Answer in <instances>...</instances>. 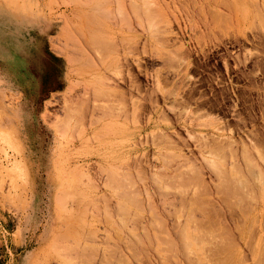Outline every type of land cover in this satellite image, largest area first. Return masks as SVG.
<instances>
[{"label": "rangeland", "instance_id": "374dc122", "mask_svg": "<svg viewBox=\"0 0 264 264\" xmlns=\"http://www.w3.org/2000/svg\"><path fill=\"white\" fill-rule=\"evenodd\" d=\"M150 1L0 0V264H264V0ZM102 33L111 42L100 50L93 42ZM113 175L141 205L128 201L132 189ZM180 227L196 233L204 251L192 240L184 245ZM54 241L63 245L55 250L75 251L61 253V262ZM85 245L94 248L91 260Z\"/></svg>", "mask_w": 264, "mask_h": 264}, {"label": "bare ground", "instance_id": "6f19581e", "mask_svg": "<svg viewBox=\"0 0 264 264\" xmlns=\"http://www.w3.org/2000/svg\"><path fill=\"white\" fill-rule=\"evenodd\" d=\"M73 1H74V0H73ZM85 1H86V0H85ZM149 1H150V0H149ZM191 1H192V0H191ZM233 1H234V0H233ZM233 1H232V2H233ZM236 1H237V0H236ZM239 1H240V0H239ZM239 1H238V2H239ZM77 2H78V1H77ZM79 2H80V0H79ZM99 2H100V1H99ZM150 2H151V1H150ZM222 2H223V0H222ZM230 2H231V1H230ZM241 2H242V1H240L239 3H240L241 6H242V5H243V4H242L243 2H242V3H241ZM104 3H107V2H104ZM133 3H135V2H133ZM223 3H225V1H224ZM258 3H259V2H258ZM92 4H95V3H92ZM251 4H252V2H251ZM137 5H138V4H137ZM146 5H147V3H146ZM244 5H245V3H244ZM96 6H97V5H96ZM96 6H95V8H96ZM133 6H134V5L132 4V7H133ZM139 6L141 7V5H139ZM143 6H144V5H143ZM143 6H142V8H143ZM231 6H234V7H235V6H237V4L235 5V3H233V5H231ZM241 6H240L239 8H241ZM100 7H101V6H100ZM137 7H138V6H137ZM137 7H136V6L133 7V11H134L135 13H136V10L139 11V9H136ZM147 7L149 8V6H147ZM219 7H220V6H219ZM234 7H233V8H234ZM142 8H141V9H142ZM144 8H145V7H144ZM148 8H146V9L148 10ZM244 8H245V7L243 6V9H244ZM131 9H132V8H131ZM253 9H254V8H253ZM255 9H256V8H255ZM98 10H100V8H99ZM102 10H103V9H102ZM149 10H150V8H149ZM235 10H236V9H235ZM240 10H242V9H240ZM258 10H259V9H258ZM106 11L109 12V10H107V9H106ZM115 11H116V10H115ZM133 11H132V12H133ZM242 11H243V14L245 15L244 10H242ZM242 11H241V15H242ZM260 11H261V10H260ZM260 11H258V12H260ZM81 12H82V11H81ZM86 12H87V11H86ZM89 12H90V13H89ZM89 12H88V13H89L88 15H90L91 18H92L93 16H95L94 14H92L91 11H89ZM150 12H151V14H152V16H153L152 11H149V13H147L148 16H151V15H150ZM94 13H95V12H94ZM111 13H112V11H111ZM111 13H109V14H111ZM114 13H115V12H113L112 14L114 15ZM138 13H140V12H137L135 15H138ZM91 14H92V16H91ZM96 14L98 15L99 13H96ZM112 14H111V15H112ZM147 14H146V15H147ZM226 14H228V13H226ZM88 15H87V17H88ZM97 15H96V16H97ZM113 15H112V16H113ZM133 15H134V14H133ZM256 15H258V14H256ZM252 16H255V14H253ZM90 17H89V18H90ZM214 17H215V16H214ZM217 17H218V16H217ZM223 17H224V16H223ZM231 17H232V16H230V18H231ZM255 17H256V16H255ZM255 17H254V18H255ZM91 18H90V19H91ZM101 18H102V17H101ZM233 18H234V17H233ZM256 18H257V17H256ZM90 19H89V20H90ZM92 19H94V18H92ZM97 19H98V20H97ZM75 20H76V19H75ZM95 20H97V24H96L95 26H97V28H98V27H99L98 24H99L101 21H99V18H97V17H96ZM252 20H253V19H252ZM85 21H86V19H85ZM90 21L93 22V20H90ZM151 21H152V20H150V22H151ZM222 21H223V20H222ZM242 21H243V20H242ZM94 22H95V21H94ZM98 22H99V23H98ZM103 22H104V21H103ZM150 22H149V23H150ZM95 23H96V22H95ZM151 23H152V22H151ZM250 23H251V22H250ZM262 23H263V22H262ZM81 24H82V23H81ZM91 24H93V23H91ZM101 24H102V22H101ZM87 25H88V24H87ZM103 25H104V24H103ZM103 25H100V27H99L98 29L100 30L101 26H102V28H103ZM90 26H91V25H90ZM92 26H93V25H92ZM92 26H91V29H92ZM248 26H250V25L248 24ZM252 26H253V25H252ZM68 28H69V27H68ZM89 28H90V27H89ZM94 28H95V27H94ZM102 28H101V30H102ZM95 29H96V28H95ZM69 30H70V29H69ZM87 30H88V29H87ZM92 30H93V29H92ZM101 30H100V31H101ZM95 31H97V29H96ZM70 32H71V31H70ZM70 32H69V33H70ZM88 32H89V31H88ZM90 32H91V31H90ZM90 32H89V33H90ZM72 33H73V32H71L70 34H72ZM86 33H87V32H86ZM86 33H85V34H86ZM94 33H95V32H94ZM96 33L99 35V31L96 32ZM75 34H76V33H75ZM75 34H74V35H75ZM90 34H91V33H90ZM90 34H89V36H90ZM66 35H69V34H66ZM93 35H94V34H93ZM72 36H73V35H72ZM101 36H102V37H99V38H98V37L96 38V37L94 36V38H95L94 41H95V42H93V43H94V44L97 43L98 46H99V44H100L101 46H103V47L105 48L107 42H111V40H109V38H108L109 41H106V39L103 38V36H104L103 33H102ZM106 36H107V35H106ZM67 37L69 38L70 36H67ZM86 37H88V36H86ZM104 37H105V36H104ZM108 37H109V36H108ZM88 38H89V37H88ZM88 38H87V39H88ZM70 39H72V38H70ZM89 39H90V38H89ZM110 39H111V38H110ZM67 40H68V39H67ZM114 40H115V39H114ZM77 41H78V40H77ZM87 41H88V40H87ZM91 41H93V40H91ZM78 42H79V41H78ZM91 43H92V42H90V44H91ZM93 43H92V44H93ZM113 43L115 44V42H113ZM88 44H89V41H88ZM92 44H91V46H92ZM108 44H109V43H108ZM81 45H82V44H81ZM82 46H83V45H82ZM87 46H88V45H87ZM94 46H95V45H94ZM96 46H97V45H96ZM79 47H80V46H79ZM99 47H100V46H99ZM99 47H97V48H98V49L101 48L100 50H103V47H100V48H99ZM76 48H77V47H76ZM81 49H82V48H81ZM84 49H85V48H84ZM82 50H83V49H82ZM96 51H97V50H96ZM96 51H95V52H96ZM132 51H133V50H132ZM99 52H100V51H99ZM99 52H98V53H99ZM101 52H105V51H101ZM106 52H107V51H106ZM96 54H97V53H96ZM102 54H103V53H102ZM78 55H79V54H78ZM100 55H101V53H99L98 56H100ZM105 55H106V53H104V58H105ZM107 55H108V53H107ZM109 55H110V54H109ZM102 57H103V56H102ZM106 57H108V56H106ZM83 58H84V57H83ZM99 58H100V57H99ZM87 59H88V58H87ZM105 59H106V58H105ZM102 60H103V59H102ZM108 61H109V60H108ZM80 63H81V62H80ZM85 63L88 64V62H86V61H85ZM91 63L93 64V61H92ZM83 64H84V62H83ZM89 64H90V63H89ZM89 64H88V65H89ZM92 64H91V65H92ZM94 64H95V62H94ZM94 64H93V65H94ZM111 64H112V63H111ZM95 65H96V64H95ZM75 66H76V65H75ZM110 66H112V65H110ZM80 67H81V66H80ZM87 67H88V66H87ZM90 67H91V66H90ZM75 68H76V67H75ZM84 68H85V66H84ZM76 70H77V69H76ZM85 70H86V69H85ZM96 71H97V70H96ZM85 72H86V71H85ZM90 72H91V71H90ZM78 73H79V72H78ZM83 75H84V74H83ZM121 76H122V75H121ZM107 81H108V80H107ZM104 82H105V81H104ZM105 83H106V82H105ZM135 83H136V82H135ZM102 84H103V83H102ZM102 86H103V85H102ZM67 88H68V87H67ZM102 91L105 92L104 89H103ZM135 91H136V90H135ZM86 92H87V90H86ZM110 92H111V91H110ZM129 92H130V91H129ZM107 93H109V92H106V94H107ZM130 93H131V92H130ZM109 94H110V93H109ZM109 94H108V95H109ZM123 94H124V93H123ZM123 94H122V95H123ZM76 95H77V94H76ZM84 95H85V93H84ZM95 95H96V94H95ZM97 95H98V97H99L101 94H100V93H99V94L97 93ZM114 95L117 97L119 94L116 93V94H114ZM131 95H132V93H131ZM119 96H121V94H120ZM119 96H118V97H119ZM87 97H88V96H87ZM101 97H102V95H101ZM110 97H111V96H110ZM77 98H78V96H77ZM102 98H103V97H102ZM121 99H122V98H120V99L118 98V99H117V101H119L118 103H120V102H121V103L124 102V101H121ZM95 100H96V99H95ZM72 101H73V100H72ZM80 101H81V100H80ZM97 102H98V101H97ZM109 102H110V100H109ZM83 103H84V102H83ZM83 103H82V104H83ZM86 103H87V102H86ZM79 104H81V103H79ZM82 104H81V105H82ZM109 104H112V103H109ZM122 104H123V103H122ZM75 105H76V104H75ZM83 105H84V104H83ZM119 105H120V104H119ZM68 106H69V105H68ZM133 106H134V104H133ZM70 107H71V105H70ZM120 107H121V106H120ZM131 107H132V106H131ZM134 107H135V106H134ZM73 108H74V107H73ZM82 108H83V107H82ZM102 108H103V107H102ZM108 108H112V107H108ZM69 109H70V108H69ZM79 109H80V108H79ZM104 109H105V108H104ZM120 109H122V108H120ZM75 110H76V109H75ZM84 110H85V109H84ZM111 110H112V109H111ZM124 110H125V109H124ZM73 111H74V110H73ZM80 111H82V113L85 112V111H83V110H80ZM80 111H78V112H80ZM107 111H108V110H107ZM107 111H106V112H107ZM109 111H110V110H109ZM114 111H115V110H114ZM69 112H71V111H69ZM75 112H76V111H75ZM122 112H123V111H122ZM82 113H81V114H82ZM110 113H111V112H110ZM123 114H124V112H123ZM135 114H136V113H135ZM76 115H77V114H76ZM94 115H95V114H94ZM111 115H112V114H111ZM69 117H70V115H69ZM81 117H82V116H81ZM112 117H113V116H112ZM72 118H73V117H72ZM77 119H78V118H77ZM74 120H75V118H74ZM82 121H83V120H82ZM64 123H65V122H64ZM77 123H78V122H77ZM66 126H67V125H66ZM64 130H65V129H64ZM65 131H66V130H65ZM162 139H163V137H162ZM159 140H160V138H159ZM215 140H216V139H215ZM226 140H227V139H226ZM173 141H174V140H173ZM222 141H223V140H222ZM232 142H233V141H232ZM230 143H231V142H230ZM252 143L254 144V142H252ZM217 144H218V141H217ZM219 144H220V143H219ZM221 145H222V148H223V144H222V143H221ZM226 145H227V144H225V148L227 147ZM228 146H229V144H228ZM250 147H253V148H254V147H255V144H254V146H250ZM256 147H257V146H256ZM199 148H200V147H199ZM206 148H207V146H206ZM222 148H221V150H224V149H222ZM229 148H230V147H229ZM229 148H227V150H228ZM257 148H258V147H257ZM216 150L219 151V152L221 151V150H218V149H216ZM227 150H226V151H227ZM229 150H231V149H229ZM248 151H249V150H248ZM259 151H260V150H259ZM165 152H166V151H165ZM214 152H215V151H214ZM224 152H225V151H224ZM249 152H250V151H249ZM166 153H167V152H166ZM206 153H208V152H206ZM221 153H222V151H221ZM221 153H220V154H217L218 156L216 155V157H218V159L222 158V156L224 155V153H222V154H221ZM246 153H247V152H246ZM255 153H256V150H255ZM259 153H260V152H259ZM210 154H211V153H210ZM210 154H209V155H210ZM214 154H216V152H215ZM214 154H213V156H214ZM247 154H249V153H247ZM174 155H175V154H174ZM211 155H212V154H211ZM219 156H220V158H219ZM224 156H225V155H224ZM245 156H246V155H245ZM200 157H201V155H200ZM248 157L250 158V156H248ZM248 157H246V158H248ZM170 158H171V157H170ZM194 158H195V157H194ZM197 159H198V158H197ZM208 159H209V158H208ZM208 159H207V160L205 159V161H208V162H209ZM213 159H215V157H214ZM213 159H211L210 162L208 163L209 165H212V166H210V167H215V166H216V160H213ZM130 160H131V159H130ZM186 160H187V159H186ZM242 160H243V159H242ZM220 161H221V160H220ZM247 161H248V159H247ZM121 162H123L122 159H121ZM129 162H130V161H129ZM221 162H222V161H221ZM226 162H227V161H226ZM248 162H249V161H248ZM131 163H132V162H131ZM169 163H171V162H169ZM192 163H193V165H195L194 162H192ZM124 164H125V163H124ZM129 164H130V163H129ZM221 164H222V163H221ZM255 164H256V163H255ZM113 165H116V164H113ZM168 165H169V164H168ZM186 165H187V164H186ZM206 165H207V163H206ZM258 165H259V164H258ZM258 165H257V166H258ZM133 166H134V164H133ZM247 166L250 167V165H247ZM247 166H246V167H247ZM63 167H64V166H63ZM190 167H191V169H193L192 166H189V168H190ZM210 167H209V168H210ZM232 167H233V166H232ZM238 167H239V166H238ZM114 168H117V167L114 166ZM187 168H188V167H186V168H184V169H187ZM207 168H208V166H207ZM216 168H218V166L215 167V169H216ZM239 168H240V167H239ZM250 168H251V167H250ZM259 168H260V167H259ZM117 169H119V168H117ZM179 169H180V168H179ZM223 169H224V167H223L221 170H222L223 172H225V169H224V170H223ZM233 169H234V167H233ZM241 169H242V168H241ZM66 170H67V169H66ZM105 170H106V169H105ZM120 170H121V168H120ZM182 170H183V169H182ZM189 170H190V169H189ZM194 170H195V172H197L196 170H198V169L195 167ZM194 170H193V172H192L193 174L191 173L192 175H195V174H194ZM199 170H200V169H199ZM219 170H220V169H219ZM219 170H218V171H219ZM234 170H236V169H234ZM237 170H240V169H237ZM68 171H69V170H68ZM70 171H71V170H70ZM118 171H119V170H118ZM184 171H185V170H184ZM191 171H192V170H191ZM241 171H242V170H241ZM246 171H247V170H246ZM248 171H249V169H248ZM248 171H247V172H248ZM253 171H254V170H253ZM79 172H80V171H79ZM79 172H77V173H79ZM179 172H182V171H179ZM188 172H190V171H188ZM213 172H216V173H217L216 170H213ZM226 172H227V171H226ZM238 172H239V171H238ZM243 172H244V171H243ZM247 172H246V173H247ZM57 173H58V172H57ZM82 173H83V172H82ZM109 173H110V172H109ZM219 173H220V172H219ZM219 173H218V174H219ZM60 174H61V173H60ZM64 174H65V173H64ZM69 174H70V173H68V175H69ZM196 174H199V172L196 173ZM230 174H231V173H230ZM235 174H236V173H235ZM238 174H240V176H241V173H240V172H239ZM243 174H244V173H243ZM248 174H249V173H248ZM70 175H71V174H70ZM76 175H77V174H76ZM64 176H65V175H64ZM86 176H87V175H86ZM109 176H110V175H109ZM129 176H130V175H129ZM133 176H134V175H133ZM162 176H163V175H162ZM196 176H197V175H196ZM234 176H235V175H234ZM236 176H237V175H236ZM236 176H235V178H236ZM242 176H243V175H242ZM120 177H121V176H120ZM120 177H117V179H116L115 176L113 175V178H114L113 180H116V181H117L122 187H123V186H124V187L127 186V184L124 183L123 178L121 177V178H122V179H121ZM192 177H193V176H192ZM198 177H199V176H198ZM231 177H232V176H231ZM58 178H59V177H58ZM63 178H65V177H63ZM77 178H78V177H77ZM77 178L74 177L75 181H77ZM130 178H132V177H130ZM193 178H194V177H193ZM233 178H234V177H233ZM233 178H232L231 180H233ZM239 178H240V177H239ZM66 179H67V178H66ZM80 179H81V178H80ZM197 179H198V178H195V180H197ZM226 179H227V178H226ZM237 179H238V178H237ZM55 180H56V179H55ZM108 180H109V179H108ZM127 180H128V179H127ZM167 180L169 181V179H167ZM171 180H172V179H171ZM199 180H201V178H200ZM219 180H220L219 182H223V183H224L223 180H221V179H219ZM229 180H230V178H229ZM62 181H63V180H61V183H62ZM116 181H115V182H116ZM168 181H167L166 185H168V184L170 183V182H168ZM202 181H203V180H202ZM238 181H239V180H238ZM67 182H68V181H67ZM77 182H78V181H77ZM126 182H127V181H126ZM235 182H237V181L235 180ZM113 183H114V182H113ZM127 183H128V182H127ZM131 183H133V182H131ZM158 183H160V182H158ZM195 183H196V182H195ZM202 183H203V182H202ZM231 183H233V182H231ZM237 183H238V182H237ZM72 184H73V183H72ZM116 184H117V183H116ZM235 184H236V183H235ZM240 184H241V183H240ZM57 185H58V184H57ZM106 185H107V184H106ZM109 185H111V184H109ZM114 185H115V184H114ZM114 185H113V186H114ZM117 185H118V184H117ZM117 185H115L113 188H115ZM131 185H132V184H131ZM219 185H222V183H220ZM223 185H224V184H223ZM228 185H230V184H227V185H226V188H228ZM233 185H234V184H233ZM248 185H249V184H248ZM58 186H59V185H58ZM65 186H66V185H65ZM72 186H73V185H72ZM74 186H76V185H74ZM173 186H174V185H173ZM173 186H170V188L172 189ZM202 186H204V185H201V188H203ZM224 186H225V185H224ZM257 186H258V185H257ZM77 187H78V186H76L75 188H77ZM124 187H123V188H124ZM127 187H129V185H128ZM127 187H126V188H127ZM131 187H132V186H131ZM134 187H135V186H134ZM146 187H147V186H146ZM161 187H162V186H161ZM168 187H169V186H168ZM187 187L189 188V186H187ZM217 187H219V186H217ZM235 187H236V186H235ZM235 187H232V188H235ZM71 188H73V187H71ZM126 188H124V189H126ZM129 188H130V187H129ZM132 188H133V187H132ZM132 188H130V189H132ZM135 188H136V187H135ZM166 188H167V187H166ZM170 188L168 189V191H169V190L171 191ZM173 188H174V187H173ZM176 188H177V187H175V189H176ZM204 188H206V185L204 186ZM220 188H223V187H220ZM220 188H219V190H220ZM248 188H249V187H248ZM248 188H247V189H248ZM115 189H116V188H115ZM117 189H118V188H117ZM124 189H123V191H124ZM130 189H129V190H130ZM156 189H157V188H156ZM162 189H164V188H162ZM175 189H173V190H174V191L179 190V188H177L176 190H175ZM181 189H182V190H180V193L182 194L181 191H183V188H181ZM189 189H191V188H189ZM243 189H244V187H243ZM118 190H119V189H118ZM121 190H122V189H121ZM129 190H127V192H128ZM132 190H133V189H132ZM132 190H130V193L128 194L129 197L126 196V197H128V199H129L128 201L132 202L133 204H136V203L138 202L139 205H141L143 201H141V199H137V198H138V196H137L138 193L135 194V191H134V190L132 191ZM158 190H159V188H158ZM173 190H172V191H173ZM204 190H205V189H204ZM217 190H218V189H217ZM225 190H226V189H225ZM225 190H223V192H224ZM229 190H231V189H229ZM70 191H71V189H70ZM70 191L67 190V193L69 192V194H70ZM119 191H120V190H119ZM164 191H165V190H164ZM185 191H186V190H185ZM187 191H188V190H187ZM187 191H186V192H187ZM238 191H239V190H238ZM242 191H243V193L245 192L244 190H240L239 192H242ZM62 192H63V191H62ZM65 192H66V190H65ZM71 192H73V193H71L70 195H73V196H74V191L72 190ZM82 192H83V191H82ZM82 192H80V193H82ZM124 192L126 193V191H124ZM124 192H123V193H124ZM166 192H167V189H166L165 193H166ZM189 192H190V191H189ZM198 192H199V190H198ZM198 192H197V193H198ZM223 192L221 191V193H223ZM233 192H235L234 189H233ZM233 192H232V193H233ZM247 192H249V191H247ZM157 193H158V192H157ZM167 193H169V192H167ZM175 193H176V192H175ZM175 193H174V195H175ZM177 193H178V191H177ZM206 193H207V191L205 190V194H206ZM221 193H220V194H221ZM249 193H250V192H249ZM78 194H79V192H78ZM118 194H119V193H118ZM148 194H149V193H148ZM162 194H163V193H162ZM183 194H184V193H183ZM187 194H188V193H187ZM229 194H230V193H229ZM235 194H236V193H235ZM246 194H248V193H246ZM154 195H155V194H154ZM158 195H159V194H158ZM158 195H157V196H158ZM167 195H168V194H167ZM169 195H170V194H169ZM179 195H180V194H179ZM190 195H191V194H189V196H190ZM196 195H197V194H196ZM198 195H199V194H198ZM218 195H219V194H218ZM223 195H225V194H223ZM223 195H222V196H223ZM230 195H231V196H234V194H233V195L230 194ZM242 195H243V194H242ZM252 195H253V194H252ZM120 196H121V195H119V197H120ZM164 196H165V195H164ZM182 196L185 197V196H186V193H185V196H184V195H182ZM192 196H193V194H192ZM192 196H190V197H192ZM227 196H228V194H227ZM235 196H236V195H235ZM238 196H239V195H238ZM243 196H244V195H243ZM247 196H248V195H247ZM67 197H68V196H67ZM67 197H65V198H67ZM70 197H72V196H70ZM78 197H79V196H78ZM78 197L76 196V197H75V198H76L75 200H77ZM122 197H123V196H122ZM158 197H161V196H158ZM162 197H163V195H162ZM168 197H169V196H168ZM171 197H172V196H171ZM171 197H169V199H171ZM173 197H174V196H173ZM194 197H195V196H194ZM229 197H230V196H229ZM248 197H249V198L252 197V196H251V193H250V196H248ZM72 198H74V197H72ZM123 198H124V197H123ZM123 198H122V199H123ZM149 198H151V196H149ZM165 198H166V197H165ZM179 198H181V197H179ZM201 198H203V197H201ZM201 198H200V199H201ZM241 198H242V196L240 197V200H239V201L242 200ZM253 198H255V197H253ZM62 199H63V198H62ZM125 199H126V198H125ZM166 199H167V198H166ZM166 199H165V200H166ZM184 199H186V198H184ZM230 199H231V198H230ZM230 199H229V200H230ZM232 199H233V198H232ZM63 200H64V199H63ZM72 200H73V199H72ZM138 200H139V201H138ZM151 200H152V199H151ZM191 200H192V199H191ZM193 200H195V198H193ZM205 200H206V198H205ZM229 200H228V201H229ZM236 200H237V199H236ZM243 200H244V199H243ZM243 200H242L241 203L244 202ZM252 200H253V199H252ZM119 201H120V200H119ZM126 201H127V200H126ZM153 201H154V200H153ZM159 201H161V200H159ZM180 201H181V200H180ZM188 201H189V203H191V201L189 200V198H188ZM239 201H238V203H239ZM82 202H84V201L82 200ZM135 202H136V203H135ZM162 202L164 203L165 201H162ZM166 202H167V201H166ZM202 202L205 203V201H202ZM207 202H208V201H207ZM207 202H206V203H207ZM230 202H231V201H230ZM247 202H248V200H247ZM247 202L245 203V205L247 204ZM152 203H154V202H152ZM182 203H184V202H181V204H182ZM204 203H202V204H204ZM227 203H228V202H227ZM232 203H233V202H231L230 204H232ZM234 203H235V201H234ZM241 203H240V204H241ZM63 204H64V201H63ZM120 204H121V203H120ZM127 204H128V203H126V205H127ZM154 204H155V203H154ZM154 204H153V205H154ZM164 204H165V203H164ZM168 204H169V203H168ZM168 204H166V205H168ZM170 204H171V203H170ZM172 204H173V203H172ZM202 204H200V205H202ZM71 205H72V204H71ZM75 205H76V204H75ZM115 205H116V204H115ZM126 205H125V204H122V205L120 206V205L118 204V206H119L120 208L117 207V210L120 209V211H123V212H125V211H126V212H129L130 209H129V211H127V210H128V207H127ZM156 205H157V204H156ZM195 205H196V204H194V206H195ZM204 205H205V204H204ZM207 205H208V203H207ZM233 205H234V206H237L238 204H233ZM233 205H231V206L233 207ZM57 206H58V205H57ZM97 206H98V205H97ZM168 206H169V205H168ZM170 206H173V205H170ZM184 206H185V205H183V207L181 206L183 210H184ZM188 206H190V205H188ZM99 207H100V206H99ZM143 207H144V206H143ZM150 207H152L151 203H150ZM150 207H149L148 209H150ZM173 207H174V209L177 208V209H175V211H176V210L178 211V208H179V207H175V206H173ZM201 207H202V206H201ZM203 207H204V206H203ZM208 207H209V206H208ZM69 208H70V207H69ZM130 208H131V207H130ZM139 208H140V206H139ZM153 208H154V206H153ZM153 208H151V210H152ZM157 208H158V207H157ZM186 208L188 209L187 206H186ZM191 208H193V207H191ZM191 208H190V211H191L190 214L195 215V214H193V210H191ZM241 208H242V206H241ZM243 208H244V207H243ZM62 209H63V208H61L60 211H62ZM65 209H66V208H65ZM112 209H113V208H112ZM201 209H202V208H201ZM230 209H231V208H230ZM232 209H233V208H232ZM135 210H136V209H135ZM135 210H134L133 212H135ZM138 210H139V209H138ZM154 210H156V209H153V211H154ZM160 210H161V208H160ZM169 210H170V209H169ZM180 210H181V209H180ZM199 210H200V209H199ZM204 210H205V208H204ZM206 210H208V208H207ZM206 210H205V211H206ZM213 210H215V209L213 208ZM74 211H76V210H74ZM79 211H80V209H79ZM148 211H149V210H148ZM175 211H174V212H175ZM195 211H196V210H195ZM205 211H204V212H205ZM62 212H63V211H62ZM115 212H116V211H115ZM136 212H137V210H136ZM157 212H158V211H157ZM157 212H156V213H157ZM164 212H165V211H164ZM168 212H170V211H168ZM181 212H184V211L181 210ZM188 212H189V209H188ZM63 213H64V212H63ZM63 213H62V214H63ZM73 213H74V212H73ZM130 213H131V212H130ZM152 213H153V212H152ZM201 213H202V212H201ZM208 213H209V212H208ZM134 214H135V213H134ZM154 214H155V211H154ZM159 214H160V213H159ZM159 214H158V215H159ZM168 214H169V213H168ZM170 214H172V213H170ZM170 214H169V215H170ZM174 214H175V213H174ZM182 214H183V213H182ZM186 214H187V213L184 214V215H185L184 217H186ZM190 214H189V216L186 217V218L190 219V218H191V217H190V216H191ZM203 214H204V213H203ZM63 215H64V214H63ZM79 215L81 216L80 213H79ZM136 215H137V216L139 215L138 212L136 213ZM151 215H152V214H151ZM156 215H157V214H155V216H156ZM175 215H176V214H175ZM204 215H205V214H204ZM58 216H59V215H58ZM60 216H62V215L60 214ZM71 216H72V215H71ZM132 216H134V215H132ZM132 216H131V217H132ZM142 216H143V215H142ZM142 216H141V217H142ZM155 216L153 217V219L155 218ZM170 216H171V215H170ZM181 216H182V215H181ZM197 216H198V215H197ZM201 216H202V215H201ZM201 216H200V217H201ZM68 217H69V216H68ZM112 217H113V216H112ZM138 217H139V216H138ZM141 217H140V218H141ZM156 217H157V216H156ZM162 217H163V216H162ZM189 217H190V218H189ZM75 218L77 219V217H75ZM83 218H84V217H83ZM206 218H207V217H206ZM156 219H157V218H156ZM159 219H160V218H159ZM161 219H162V218H161ZM178 219L180 220V217H178ZM196 219H197V217L194 216V219H193V217H192L191 222H190V220L188 221L187 219H186V221L184 220V221H185L184 224H187V222H188V223L190 222V223H192V224H195L196 227H198L197 230H196V228H195L194 226H193L194 228H193V227H190V228L193 229V230H189V231H190V234L192 233V231H195V230H196L197 233L200 232V231H199V224L192 222V221H196ZM198 219H199V218H198ZM198 219H197V221H198ZM200 219H201V218H200ZM203 219H204V218H203ZM71 220H72V219H71ZM74 220H75V219H74ZM74 220L72 221V223L70 224V226L73 224ZM122 220H124V219H122ZM151 220H152V219H151ZM157 220H158V219H157ZM157 220H156V221H157ZM163 220H164V218H163ZM68 221H69V220H68ZM75 221H76V220H75ZM81 221H82V220H81ZM124 221H125V220H124ZM152 221H153V220H152ZM158 221H159V220H158ZM199 221H201V220H199ZM76 222H77V224L79 223L78 220H77ZM114 222H115V221H114ZM133 222H134V220H133ZM138 222H139V221H138ZM138 222H137V223H138ZM159 222H160V221H159ZM164 222H166V221H164ZM201 222H202V221H201ZM201 222H199V223L201 224ZM204 222H205V221H204ZM68 223H70V221H69ZM80 223H81V222H80ZM87 223H88V222H87ZM153 223H155V222H153ZM160 223H161V222H160ZM160 223L158 224L159 228H160ZM162 223H163V222H162ZM179 223H180V222H179ZM82 224H83V223H82ZM117 224H118V223H117ZM117 224H115V225H117ZM124 224H125V223H124ZM124 224L122 223V225H124ZM126 224H127V223H126ZM151 224H152V223H151ZM217 224L219 225L220 222L217 223ZM63 225H64V224H63ZM68 225H69V224H68ZM73 225L75 226V224H73ZM73 225H72V226H73ZM163 225H164V223H163ZM179 225H180V224H178L177 226H179ZM190 225H191V224H189L188 226H190ZM218 225H216V227H217ZM77 226H78V225H77ZM130 226H131V225H130ZM201 226H202V224L200 225V227H201ZM209 226H210V225H209ZM209 226H208V227H209ZM68 227H69V226H68ZM124 227H125V226H124ZM211 227H212V226H211ZM211 227H210V228H211ZM214 227H215V226H214ZM71 228H72V227H71ZM71 228H70V229H71ZM78 228L81 229V227H79V226H78ZM120 228H121V226H120ZM143 228H144V227H143ZM147 228H148V227H147ZM184 228H185V226H184ZM184 228H181V227H180V228H179L180 231H178V232H179V235H180V236H181V235L183 236L182 239L185 240V241H184V245H185V242L187 243L186 245L193 244L192 241L196 243V241H197V239H196V235H195L196 233L194 234V235H195V239H194V235L192 234L193 237H190L191 235L189 234L188 230H186V229H184ZM188 228H189V227H188ZM190 228H189V229H190ZM210 228H209V229H210ZM151 229H152V228H151ZM153 229H154V228H153ZM175 229L177 230V228H175ZM242 229H243V228H242ZM76 230H77V229H75L74 232H76ZM92 230H93V229H92ZM122 230H123V228H122ZM146 230H147V229H146ZM146 230H145V231H146ZM148 230H149V228H148ZM148 230H147V231H148ZM200 230H201V229H200ZM203 230H204V229H203ZM215 230H216V229H214L213 231L215 232ZM71 231H72V230H71ZM77 231H78V230H77ZM154 231H155V230H154ZM158 231H159V230H158ZM162 231H163V228H162ZM172 231H173V230H172ZM201 231H202V230H201ZM204 231H206V234H207V233L210 232V231L212 232V228H211V230H209V231H207V230H204ZM218 231H219V230H218ZM79 232H81V231H79ZM164 232H167L168 235H171L170 230H169V227H168V224L165 225ZM173 232H174V231H173ZM214 232H212V233H214ZM216 232H217V231H216ZM224 232H225V231H224ZM120 233H121V232H120ZM142 233H143V232H142ZM144 233H145V232H144ZM149 233H150V232H149ZM154 233H155V234H154ZM154 233H153V235H156L157 231L154 232ZM162 233H163V232H162ZM200 233H202V232H200ZM220 233H221V232H220ZM227 233H228V232H227ZM76 234H77V232H76ZM116 234H117V233H116ZM136 234H137V233H136ZM157 234H159V237L161 236V235H160L161 233H157ZM165 234H166V233H165ZM203 234H204L205 236H207L209 233L206 235L205 232H203ZM222 234H223V233H222ZM80 235H81V234H80ZM83 235H84V234H83ZM119 235H120V234H119ZM144 235H148V234L145 233ZM204 235H202V236H204ZM210 235L213 236V234H210ZM217 235H218V234H217ZM217 235H216V236H217ZM223 235H225V234H223ZM75 236H77V238H78L79 235L77 234V235H75ZM75 236H73V237H75ZM136 236H137V235H136ZM163 236H164V234H163ZM165 236H167V235H165ZM202 236H201V238H202ZM205 236H204V238H205ZM208 236H209V235H208ZM208 236L206 237V239L208 238ZM226 236H227V235H225V237H224L225 240H226V238H227ZM229 236H231V235L229 234ZM79 237H80V236H79ZM142 237H143V236H142ZM144 237H145V236H144ZM144 237H143V238H144ZM147 237H148V236H147ZM154 237H155V236H154ZM188 237H190V241L188 240L190 243H188V241L186 240V239H188ZM198 237L200 238V234H198ZM214 237H215V235H214L213 237H211V238H214ZM218 237H222V235L219 234ZM81 238H82V237H81ZM112 238H113V237H112ZM130 238H131V237H130ZM133 238L136 239V237H133ZM137 238H138V237H137ZM145 238H146V237H145ZM150 238H151V237H150ZM156 238H157V236H156ZM172 238H173V237H172ZM179 238H180V237H179ZM191 238H193L195 241H194L193 239H191ZM201 238H200V239H201ZM209 238H210V237H209ZM82 239H83V238H82ZM147 239H148V238H147ZM147 239H146V240H147ZM158 239H159V238H157V240H158ZM170 239H171V238H170ZM217 239H218V238H217ZM219 239L221 240V238H219ZM227 239H228V238H227ZM61 240H62V239H61ZM61 240H60V241H61ZM63 240H64V239H63ZM75 240H76V239H75ZM132 240H133V239H132ZM149 240H150V239H149ZM149 240H148V241H149ZM157 240H156V241H157ZM160 240H161V239H160ZM175 240H176V239H175ZM175 240H174V241H175ZM183 240H182V241H183ZM191 240H192V241H191ZM215 240H216V238H215ZM228 240H229V239H228ZM228 240H227V242H228ZM57 241H59V240H57ZM65 241H67V238H66ZM68 241H69V240H68ZM138 241H140V240H138ZM141 241H143V240H141ZM141 241H140V242H141ZM150 241H151V240H150ZM164 241H165V240H164ZM166 241H167V240H166ZM182 241H181V242H182ZM199 241H201V242L204 241V242H202V243H206V240H204V239H203V240L201 239V240H199ZM211 241L213 242L214 240H211ZM216 241H218V240H216ZM222 241H223V242H222ZM222 241H221L222 244H224V240H223V239H222ZM62 242L65 243L64 241H62ZM143 242H144V241H143ZM159 242H161V241H159ZM159 242H158V243H159ZM201 242H199V243H201ZM208 242H209V241H207L206 245H208ZM53 243H55V241H54ZM76 243H77V242H76ZM130 243H132V242H130ZM165 243H167V242H165ZM170 243H171V242H170ZM173 243H175V242H173ZM197 243H198V241H197ZM197 243H196V245H195V247H197L196 250H197V249L205 248V247H202L204 244H200V245H202L201 248H200V246H198L199 244L197 245ZM55 244H56V247H54V245H53V250H54L55 252L57 251V252H56V255H57V253L60 252V255H61V256H59V257H60L59 259H61V262H62V256L64 257L65 253H66L68 250H69V251L71 250V252H67V254L73 252V249H74V248H73V247H74L73 245H72L73 247L71 246L73 249H69V247H67L66 249H68V250L66 251V249L64 248L65 251H66V252L64 253V252H62L63 249H61V251H58L57 249L55 250V248H57V246H58V245H57L58 243H55ZM117 244H118V243H117ZM133 244H135V243H133ZM141 244H142V243H141ZM149 244H150V243H149ZM155 244H156V243H155ZM160 244L162 245L163 243H160ZM177 244H178V243H177ZM225 244H226V242H225ZM225 244H224V247H225ZM228 244H232V243H231V240H230V243L228 242ZM228 244H227V246H226L227 248H228V246H229ZM59 245H60V244H59ZM67 245H68V244H67ZM174 245H175V244H174ZM213 245H216V243L213 242ZM213 245L211 244V246H213ZM60 246H63V245L61 244ZM60 246H58V247H60ZM68 246H69V245H68ZM164 246H165V245H164ZM208 246H210V245H208ZM217 246H218V247H217ZM217 246H215V247L219 248L221 245L219 244V245H217ZM233 246H235V245H233ZM233 246L230 245L229 247H233ZM65 247H66V246H65ZM71 247H70V248H71ZM81 247H82V245H81ZM86 247H87V248H86ZM88 247H89V246H86V245H85V247H83V248H85V249H83V250H84V251H83V252H84L83 254L86 255L85 258H88L89 260H91V259H93L92 257L94 256V254H92V253H95V252H94V248H92L93 246H92V247L90 246L92 249H91V248H88ZM95 247H96V246H95ZM136 247H137V246H136ZM142 247H143V246H142ZM158 247H159V246H158ZM160 247H161V246H160ZM169 247H170V245H169ZM171 247H172V246H171ZM187 247H188V246H187ZM198 247H199V248H198ZM61 248H62V247H61ZM132 248H133V247H132ZM134 248H135V247H134ZM166 248H167V247H166ZM208 248H209V247H208ZM213 248H214V247H213ZM58 249H59V248H58ZM135 249H136V248H135ZM138 249H139V248H138ZM170 249H171V248H170ZM191 249L194 250L192 247H191ZM191 249H188V250H189V251H192ZM210 249H211V248H210ZM53 250H52V251H53ZM95 250H96V248H95ZM97 250H98V249H97ZM97 250H96V251H97ZM108 250H109V249H108ZM158 250H159V249H158ZM160 250H161V249H160ZM172 250H173V249H172ZM176 250H177V249H176ZM226 250H227V249H226ZM226 250H224V251H226ZM229 250H231V249H229ZM52 251H51V252H52ZM74 251H75V249H74ZM98 251H99V250H98ZM98 251H97V252H98ZM105 251H106V250H105ZM134 251H135V250H134ZM199 251H201V250H199ZM199 251H197V252H199ZM202 251H204V249H202ZM202 251H201V252H202ZM210 251H211V250H210ZM224 251H223V252H224ZM227 251H228V250H227ZM233 251H236V249L233 250ZM173 252H174V250H173ZM175 252H176V251H175ZM177 252H179V251H177ZM181 252H182V251H181ZM192 252H193V251H192ZM201 252H200V253H201ZM206 252H208V250H206ZM212 252H214V251H212ZM217 252H218V251H217ZM61 253H63L64 255L61 254ZM77 253H78V252H77ZM151 253H152V252H151ZM162 253L165 254L166 252L163 251ZM167 253H172V252H167ZM219 253H220V252H219ZM231 253L233 254V252H231ZM234 253H235V252H234ZM51 254H52V253H51ZM108 254H109V253H108ZM116 254H117V253H116ZM176 254H177V253H176ZM184 254H185V253H184ZM184 254H183V255H184ZM204 254H205V253H203V256H204ZM206 254H207V253H206ZM226 254H227V253H226ZM72 255H73V254H72ZM79 255H81V254H79ZM120 255H122V254L120 253ZM173 255H174V254H173ZM173 255H172V256H173ZM180 255H182V254H180ZM215 255H217L216 252H215ZM220 255H222V254L220 253ZM223 255H225V254H223ZM234 255H235V254H234ZM66 256H67V255H66ZM81 256H83V255H81ZM81 256H80V257H81ZM101 256H104V255L101 254ZM117 256H119V255H117ZM117 256H116V257H117ZM177 256H178V255H177ZM188 256H189V255H188ZM207 256H208V254H207ZM209 256L212 257L211 255H209ZM235 256H236V255H235ZM57 257H58V256H57ZM75 257L77 258V256H75ZM107 257H109V256H107ZM165 257H167V256H165ZM165 257H162V258H165ZM210 257H209V258H210ZM231 257H232V256H231ZM65 258H66V257H65ZM65 258H63V262H65V260H66ZM69 258H71V257L69 256ZM105 258H106V257H105ZM126 258H127V257H126ZM209 258H208V259H209ZM224 258H225V257H224ZM232 258H233V257H232ZM54 259H55V258H54ZM73 259H74V258H73ZM88 259H87V260H88ZM120 259H121V258H120ZM167 259H168V258H167ZM167 259H166V260L163 259V260H164V261H167ZM169 259H170V258H169ZM185 259H186V258H185ZM204 259H205V256H204ZM234 259H236V258H234ZM69 260L72 262L71 259H69ZM85 260H86V259H85ZM87 260H86V261H87ZM110 260H111V259H110ZM163 260H162V261H163ZM206 260H207V258H206ZM214 260H215V259H214ZM219 260L222 261V260H224V259L221 260V258H220ZM230 260L232 261V259H230ZM58 261H59V260H58ZM86 261H85V263H86ZM103 261H104V260H103ZM111 261H112V260H111ZM117 261H118V260H117ZM128 261H130V260H128ZM137 261H138V260H137ZM162 261H161V262H162ZM168 261H169V260H168ZM168 261H167V262H168ZM178 261H179V260H178ZM204 261H205V260H204ZM209 261H210V260H209ZM61 262H60V263H61ZM68 262H69V261L66 260L65 263L67 264ZM77 262H78V261H77ZM81 262H82V261H81ZM108 262H109V261H108ZM108 262H106V263H108ZM118 262H119V261H118ZM122 262H123V261H122ZM65 263H64V264H65ZM69 263H70V262H69ZM75 263H76V262H75ZM75 263L72 262V264H75ZM79 263H80V262H79ZM125 263H127V262H125ZM129 263H130V262H129ZM162 263L164 264V262H162ZM162 263H161V264H162ZM208 263H209V262H208V260H207V264H208ZM225 263H226V261H225ZM229 263H230V262H229ZM229 263H228V264H229ZM232 263H233V262H231V264H232ZM58 264H59V263H58ZM61 264H62V263H61ZM70 264H71V263H70ZM87 264H88V263H87ZM115 264H116V263H115ZM119 264H120V263H119ZM127 264H128V263H127ZM168 264H169V262H168ZM256 264H257V263H256ZM258 264H259V263H258Z\"/></svg>", "mask_w": 264, "mask_h": 264}]
</instances>
